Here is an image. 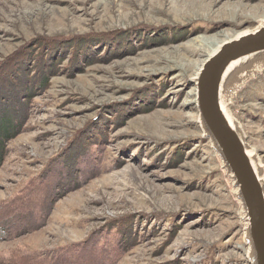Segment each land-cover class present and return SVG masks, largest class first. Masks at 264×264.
Here are the masks:
<instances>
[{"label": "rangeland", "instance_id": "rangeland-1", "mask_svg": "<svg viewBox=\"0 0 264 264\" xmlns=\"http://www.w3.org/2000/svg\"><path fill=\"white\" fill-rule=\"evenodd\" d=\"M263 17L264 0H0V59L36 35L99 39L89 62L60 68L33 94L7 140L0 264H16L12 251L47 256L40 264H250L192 76L213 39ZM230 109L264 168V67L233 90ZM81 128L94 143L49 198Z\"/></svg>", "mask_w": 264, "mask_h": 264}, {"label": "water", "instance_id": "water-1", "mask_svg": "<svg viewBox=\"0 0 264 264\" xmlns=\"http://www.w3.org/2000/svg\"><path fill=\"white\" fill-rule=\"evenodd\" d=\"M258 20L218 43L192 76L200 128L235 186L250 264H264V168L230 104L233 90L264 67V17Z\"/></svg>", "mask_w": 264, "mask_h": 264}, {"label": "trees", "instance_id": "trees-1", "mask_svg": "<svg viewBox=\"0 0 264 264\" xmlns=\"http://www.w3.org/2000/svg\"><path fill=\"white\" fill-rule=\"evenodd\" d=\"M103 32L93 35L106 34ZM91 38L90 44L94 43L95 40H97V43L99 40L95 37ZM84 40V37L74 40V37L65 38L64 35H36L31 41L29 40L18 46L14 51L9 52L0 59V162L6 154L7 140L23 127L29 102L33 94L45 87L48 78L60 68L76 70L79 68L80 62H89L91 56L88 48L90 44H82ZM72 43L75 45H71ZM96 51L98 50L96 49ZM66 57L68 60L67 67L65 65L61 66L60 63ZM81 129L77 133L78 135L79 133L81 134L80 138L82 140H75L74 145L72 144V146L67 148L70 159L72 158L70 160L72 162L66 170L69 172H66L68 178H56L54 186H57V191H55L53 186L51 192H49V198L52 194L64 189L65 185H68L72 181L77 168L76 164H74L77 153L81 149L91 148L94 143L92 141L94 138L92 137H96V134L91 135L87 129ZM44 200L48 204V198H44ZM115 224L117 226V223L112 222L107 223L106 226L112 228ZM120 234L119 239L122 242L120 245L125 247L132 239L129 235L121 233V231ZM34 257H28L12 251L8 255V260H12L16 264H40L47 260V256L45 255Z\"/></svg>", "mask_w": 264, "mask_h": 264}, {"label": "bare ground", "instance_id": "bare-ground-1", "mask_svg": "<svg viewBox=\"0 0 264 264\" xmlns=\"http://www.w3.org/2000/svg\"><path fill=\"white\" fill-rule=\"evenodd\" d=\"M242 30V29H241ZM238 31H240V30H236V31H232V33L230 34V35H225L226 37L225 38H227V37H230V36H232V35H234L236 32H238ZM223 40H224V38H223ZM220 41L221 40H218V39H213L212 41H211V43H210V46H209V48H208V51L210 52L218 43H220Z\"/></svg>", "mask_w": 264, "mask_h": 264}]
</instances>
